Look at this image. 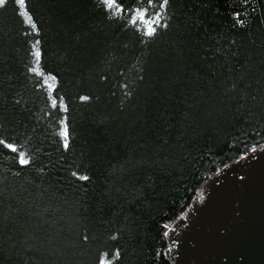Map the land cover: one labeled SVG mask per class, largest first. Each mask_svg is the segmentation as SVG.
<instances>
[{
    "label": "trees",
    "instance_id": "trees-1",
    "mask_svg": "<svg viewBox=\"0 0 264 264\" xmlns=\"http://www.w3.org/2000/svg\"><path fill=\"white\" fill-rule=\"evenodd\" d=\"M263 142L264 0L0 6V264H166L195 190Z\"/></svg>",
    "mask_w": 264,
    "mask_h": 264
},
{
    "label": "water",
    "instance_id": "water-1",
    "mask_svg": "<svg viewBox=\"0 0 264 264\" xmlns=\"http://www.w3.org/2000/svg\"><path fill=\"white\" fill-rule=\"evenodd\" d=\"M164 237L166 264H264V142L201 183Z\"/></svg>",
    "mask_w": 264,
    "mask_h": 264
},
{
    "label": "snow or ice",
    "instance_id": "snow-or-ice-1",
    "mask_svg": "<svg viewBox=\"0 0 264 264\" xmlns=\"http://www.w3.org/2000/svg\"><path fill=\"white\" fill-rule=\"evenodd\" d=\"M16 2H17L18 5H21V6L25 5V0H16ZM5 3H6V0H0V6H3ZM105 3L107 4V6L109 8H111L114 5V0H105ZM167 4H168V0H163V5H167ZM27 22L29 24L32 23V17L30 15H28V17H27ZM153 32H155L154 28L148 34L151 35ZM36 55L39 56V53L37 52ZM33 70H35V69H33ZM67 134H68L67 130L65 129V131L63 132V135L65 137H67ZM7 147L9 149H11L13 152L17 151V148L14 145H12V144L7 145ZM65 147H67V141L66 140H65ZM19 162L21 164L27 165L30 162V158L29 159H25V154H24V152L21 151L19 153ZM81 178L85 179V180L88 179L87 176H84V177H81Z\"/></svg>",
    "mask_w": 264,
    "mask_h": 264
}]
</instances>
